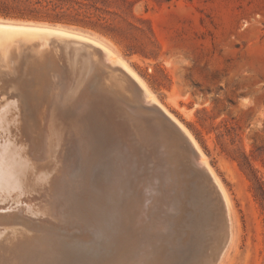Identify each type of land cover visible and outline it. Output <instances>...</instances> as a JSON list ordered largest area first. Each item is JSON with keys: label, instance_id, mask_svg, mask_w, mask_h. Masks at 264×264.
<instances>
[{"label": "rangeland", "instance_id": "obj_1", "mask_svg": "<svg viewBox=\"0 0 264 264\" xmlns=\"http://www.w3.org/2000/svg\"><path fill=\"white\" fill-rule=\"evenodd\" d=\"M2 1L6 11L0 12V23L53 28L96 39L136 71L191 133L224 187L232 240L219 264H264V0ZM29 46L18 49L3 71L19 113L25 116L26 98L33 102L29 112L36 117L27 122L36 127L39 113L53 104L45 99L46 93L61 91L65 79L43 73L36 58L40 54ZM176 53H183L190 65L177 69L170 62ZM84 94L85 102L69 108L80 120L92 109L89 92ZM53 111L69 114L59 105ZM175 161L178 167L172 179L176 182L169 180L165 185L171 206L164 224L169 236L159 237L160 242L166 241L160 253L163 258L156 264H204L218 247L225 227L221 216L217 217L214 189L190 151ZM203 251L210 255H201Z\"/></svg>", "mask_w": 264, "mask_h": 264}, {"label": "bare ground", "instance_id": "obj_2", "mask_svg": "<svg viewBox=\"0 0 264 264\" xmlns=\"http://www.w3.org/2000/svg\"><path fill=\"white\" fill-rule=\"evenodd\" d=\"M51 34L57 35L52 39V46L59 57L68 59L66 84L79 77L77 60L82 59L81 54L103 56L107 64L120 66L133 77L150 105L176 118L136 71L104 43L78 34L72 43L67 31L0 23V264H72L71 260H75L74 264H144L146 260L139 253L142 250L149 251L143 257L147 261L153 257L149 263L156 264L163 257L154 245L158 237L169 236L165 234L164 224L171 209L166 200L169 197L163 192L165 179L161 173L148 168L136 151H131L121 141L118 145L93 141L89 119L85 116L80 120L79 115L69 109L74 106L65 107L66 100L53 90L44 93L45 99L53 103L51 108L38 109L41 111L39 124L30 127L28 118L36 117L29 112L33 102L28 98L24 100L23 116L14 101V93L7 87L3 69L8 68L16 51L30 44L33 48L34 42L46 45ZM89 44L94 47L90 48ZM96 47L102 50L101 55ZM36 49L38 54H43L38 46ZM78 89L75 85L73 90H66L67 96L75 100L70 102L79 99ZM56 105L69 114L53 111ZM181 127L208 179L227 201L230 214L229 199L219 177L191 133L182 123ZM174 162L178 161L174 159ZM96 172H101L102 176ZM172 178L174 176L170 175L171 183ZM214 206L216 210L218 207ZM158 234L160 236L156 237ZM212 241L215 243L213 238ZM204 252L201 255H205ZM127 253L134 254L123 263L122 256Z\"/></svg>", "mask_w": 264, "mask_h": 264}, {"label": "water", "instance_id": "obj_3", "mask_svg": "<svg viewBox=\"0 0 264 264\" xmlns=\"http://www.w3.org/2000/svg\"><path fill=\"white\" fill-rule=\"evenodd\" d=\"M67 33H69L71 42L74 43L77 40L75 33L71 31ZM55 38H57V35L51 34L46 40V45L41 44L42 42H34L33 45L35 46L33 48L38 46L44 54L36 57L40 65H42L41 68L48 71L53 78L66 80V68L69 70L68 59H61L52 46V39ZM89 47L94 46L89 44ZM94 49L100 55L102 54V50L99 47ZM84 55L87 56L85 57ZM95 55L86 52L81 54L82 59L77 60L78 69L80 70L79 77L72 78L71 82L67 81V84L66 81L65 83L63 82V88L58 92V95L66 100L65 104L76 107L82 100L84 101L86 97L84 91H88L90 99L87 101L92 109L90 111L87 110L85 114L94 132L92 139L111 145H118L117 142H123L131 151H136V154L142 158L148 168L160 172L163 176L162 179H165V183H168L170 175L174 176L176 171L177 165L174 164V159L179 158L186 150L190 151L192 160L197 168L204 172L206 182L214 189L212 193L217 201L219 215L225 227L218 247L205 262V264H219L232 238L228 204L222 193L212 185L205 171L200 166L186 132L181 127V122L177 118L174 117L175 119H173L164 111L150 105L141 86L122 67L109 65L103 60V56ZM43 56H47L49 60H45ZM75 85L79 87V99L76 100L77 102L72 103L69 101L70 97H68L69 94H67L66 90H73ZM163 170L165 172L169 171V173H162L161 171ZM165 183L163 192L164 195H167ZM165 241L160 242L158 237L157 243L155 242L154 247H157V251L160 253L163 252ZM148 252L146 250L139 251L144 261L146 260L144 264L149 261L143 257ZM133 254H124L122 262H128ZM151 260H153V257H151ZM116 263H118V260Z\"/></svg>", "mask_w": 264, "mask_h": 264}, {"label": "clouds", "instance_id": "obj_4", "mask_svg": "<svg viewBox=\"0 0 264 264\" xmlns=\"http://www.w3.org/2000/svg\"><path fill=\"white\" fill-rule=\"evenodd\" d=\"M170 62L174 63L177 69L190 65L189 59H187L183 53H176L170 58Z\"/></svg>", "mask_w": 264, "mask_h": 264}, {"label": "trees", "instance_id": "obj_5", "mask_svg": "<svg viewBox=\"0 0 264 264\" xmlns=\"http://www.w3.org/2000/svg\"><path fill=\"white\" fill-rule=\"evenodd\" d=\"M6 4H5V2H3L2 0H0V12H4V11H6ZM7 13V12H6ZM263 197H264V195H263Z\"/></svg>", "mask_w": 264, "mask_h": 264}]
</instances>
